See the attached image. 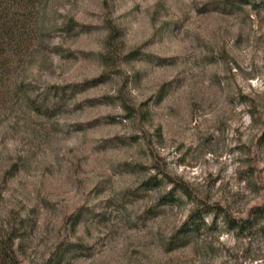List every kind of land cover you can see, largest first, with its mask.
<instances>
[{"label": "rangeland", "instance_id": "obj_1", "mask_svg": "<svg viewBox=\"0 0 264 264\" xmlns=\"http://www.w3.org/2000/svg\"><path fill=\"white\" fill-rule=\"evenodd\" d=\"M0 264H264V0H0Z\"/></svg>", "mask_w": 264, "mask_h": 264}, {"label": "trees", "instance_id": "obj_2", "mask_svg": "<svg viewBox=\"0 0 264 264\" xmlns=\"http://www.w3.org/2000/svg\"><path fill=\"white\" fill-rule=\"evenodd\" d=\"M71 22L72 23H69L65 27V29L70 30V29H72L74 27V26H72L74 24V22L73 21H71ZM139 54H140V51H133V52L129 53V56L130 57H136ZM106 80H107L106 75H103L102 77H99L97 79H93L91 81H87V82H85V83H83L81 85H74V86H72V88L73 89H77V88L87 87V86H91V85L93 86V85H96L97 83H101V82H104ZM67 88L68 87H58V86H56V87H50L49 93L56 95V94L60 93V91L62 90L61 98L63 100L66 97L68 98V96L65 95V91H66ZM45 100L48 102L49 97L46 96L45 97ZM150 183H151V181L149 180V181H147V182L144 183V186L145 187H148L150 185ZM182 190H183L184 193L188 194V192L185 190V188L182 189ZM168 196H170V194ZM210 211L211 212H214L215 209H212ZM208 212L209 211H207V209L205 211L204 208H199L195 212H193L189 216V218L185 221L183 227L180 228L179 231L177 232L176 238H178V236H181L184 232L199 231L201 229V227H202V224L204 223V214L205 213H208ZM215 214H217V216H220V214H223V213L216 211ZM80 216H81V213L77 214L75 216V218L78 219V218H80ZM223 218L225 220V223L228 226H230L231 228H233L235 230L236 229L243 230V228H244V222H242V223H240V222L236 223L231 218H229L228 215H224ZM80 247H81V245L80 244H77V243L68 245V249H77V248H80ZM4 249H2V250H4Z\"/></svg>", "mask_w": 264, "mask_h": 264}]
</instances>
